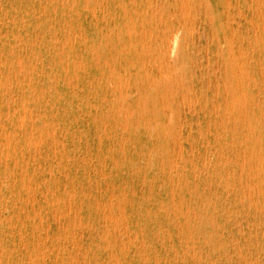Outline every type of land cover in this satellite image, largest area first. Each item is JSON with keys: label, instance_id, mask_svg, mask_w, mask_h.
<instances>
[{"label": "rangeland", "instance_id": "374dc122", "mask_svg": "<svg viewBox=\"0 0 264 264\" xmlns=\"http://www.w3.org/2000/svg\"><path fill=\"white\" fill-rule=\"evenodd\" d=\"M262 15L0 0V264H264Z\"/></svg>", "mask_w": 264, "mask_h": 264}, {"label": "bare ground", "instance_id": "6f19581e", "mask_svg": "<svg viewBox=\"0 0 264 264\" xmlns=\"http://www.w3.org/2000/svg\"><path fill=\"white\" fill-rule=\"evenodd\" d=\"M187 1V0H186ZM206 1V0H205ZM230 1V0H229ZM258 1V0H257ZM47 2V1H46ZM86 2V1H85ZM84 2V3H85ZM165 2V1H164ZM180 2V1H179ZM226 2V1H225ZM204 3V2H203ZM228 3V2H227ZM238 3V2H237ZM144 4V3H143ZM225 4V3H224ZM262 4V3H261ZM230 5V4H229ZM148 6H150V5H148ZM184 6V5H183ZM204 6V5H203ZM209 6V5H208ZM232 6V5H231ZM247 6V5H246ZM261 6V5H260ZM188 7V6H187ZM229 7V6H228ZM232 7H234V6H232ZM250 7H251V5H250ZM151 8H153V7H151ZM167 8V7H166ZM180 8H181V6H180ZM192 8V7H191ZM194 8V7H193ZM192 8V9H193ZM257 8V7H256ZM260 8V7H259ZM147 9V8H146ZM188 9H189V7H188ZM237 9V8H236ZM208 10H209V8H208ZM190 11V10H189ZM195 11V10H194ZM257 11H260V10H257ZM44 12V11H43ZM151 12V11H150ZM206 12V11H205ZM241 12V11H240ZM95 13V12H94ZM178 13V12H177ZM184 13V12H183ZM190 13V12H189ZM196 13V12H195ZM233 13V12H232ZM93 14V13H92ZM166 14V13H165ZM185 14V13H184ZM205 14V13H204ZM226 14H227V12H226ZM240 14V13H239ZM243 14V13H242ZM261 14V13H260ZM152 15V14H151ZM183 15V14H182ZM187 16L189 15H191V14H186ZM241 15V14H240ZM256 15H258V14H256ZM167 16V15H166ZM188 16V17H189ZM233 16V15H232ZM260 16V15H259ZM263 16V15H262ZM181 17V16H180ZM187 17V18H188ZM199 17V16H198ZM242 17V16H241ZM264 17V16H263ZM177 18V17H176ZM183 18V17H182ZM243 18V17H242ZM257 18V17H256ZM189 19V18H188ZM188 19H186V20H188ZM182 20V19H181ZM191 20H192V18H190V22H191ZM209 20V19H208ZM233 20H234V18H233ZM244 20H245V17H244ZM262 20V19H261ZM194 21H195V19H194ZM210 21V20H209ZM188 22V21H187ZM186 22V23H187ZM190 22H188V23H190ZM211 22V21H210ZM209 22V23H210ZM253 22V21H252ZM183 24H184V22H182ZM193 23H195V22H193ZM262 23V22H261ZM182 24V25H183ZM185 25V24H184ZM191 25V24H190ZM193 25V24H192ZM198 26V25H197ZM191 27V26H190ZM194 27V26H193ZM230 27V26H229ZM252 27V26H251ZM250 27V28H251ZM257 27V26H256ZM84 28V27H83ZM238 28V27H237ZM263 28V27H262ZM112 29V28H111ZM188 29H189V27H188ZM192 30H194V29H192ZM254 30V29H253ZM258 30V29H257ZM211 31V30H210ZM264 31V30H263ZM179 32H180V30H179ZM186 32V31H185ZM196 32V31H195ZM101 33V32H100ZM178 33V32H177ZM187 33V32H186ZM192 33V32H191ZM190 33V34H191ZM211 33V32H210ZM258 33V32H257ZM264 33V32H263ZM189 34V35H190ZM207 34V33H206ZM206 34H204V35H206ZM155 35V34H154ZM204 35H202V36H204ZM211 35V34H210ZM248 35V34H247ZM264 35V34H263ZM178 36V35H177ZM176 36V37H177ZM198 36H199V34H198ZM242 36V35H241ZM253 37V36H252ZM258 37H260L259 35H258ZM160 38V37H159ZM173 38H174V36H173ZM66 39V38H65ZM166 39H168V38H166ZM253 39V38H252ZM257 39V38H256ZM255 39V40H256ZM176 40H179V39H176ZM170 41V40H169ZM200 41V40H199ZM207 41V40H206ZM243 41V40H242ZM261 41V40H260ZM172 42H173V40H172ZM171 42V44H173ZM176 42H178V41H176ZM192 43V42H191ZM193 43H194V41H193ZM231 43V42H230ZM164 44V43H163ZM168 44V43H167ZM257 44V43H256ZM176 45H177V43L175 44L174 43V48L176 49ZM142 46V45H141ZM173 46V45H172ZM171 46V47H172ZM207 46V45H206ZM223 46V45H222ZM232 47V46H231ZM250 47L252 48V46L250 45ZM173 48V49H174ZM178 48V47H177ZM159 49V48H158ZM172 48H171V50H173ZM175 49H174V51H175ZM250 49V48H249ZM258 49V48H257ZM171 50H169L170 51V54H172L173 52L171 51ZM186 50V49H185ZM207 50V49H206ZM247 50V49H246ZM229 51V50H228ZM62 52V51H61ZM172 52V53H171ZM176 53L178 52V51H175ZM191 52H193V51H191ZM244 52V51H243ZM205 53H207V52H205ZM175 53H173L172 54V56H178L177 54H175ZM198 54V53H197ZM216 54V53H215ZM234 54V53H233ZM183 55V54H182ZM188 55V54H187ZM207 55V54H206ZM217 55V54H216ZM240 55V54H239ZM168 56H169V54H168ZM234 56V55H233ZM243 56H244V54H243ZM18 57V56H17ZM190 57V56H189ZM208 57V56H207ZM216 57V56H215ZM232 57V56H231ZM175 58V57H174ZM180 58V57H179ZM178 58V59H179ZM233 58V57H232ZM178 59H177V61H178ZM171 60V59H170ZM173 60V59H172ZM172 60H171V62H172ZM253 60V59H252ZM19 61V60H18ZM176 61V60H175ZM176 61V62H177ZM251 61V60H250ZM207 62V61H206ZM232 62H233V60H232ZM234 62H236L235 60H234ZM246 62H247V60H246ZM256 62V61H255ZM259 62V61H258ZM147 63H148V61H147ZM161 63V62H160ZM173 64V63H172ZM240 64H242V63H240ZM156 65V64H155ZM173 65H176V64H173ZM217 65V64H216ZM237 65V64H236ZM260 65V64H259ZM25 66V65H24ZM157 66V65H156ZM192 66H194L193 64H192ZM17 67H18V65H17ZM21 67V66H20ZM180 67V66H179ZM166 68V67H165ZM181 68V67H180ZM187 68V67H186ZM201 68V67H200ZM211 68H212V66H211ZM214 68V67H213ZM217 68V67H216ZM243 68V67H242ZM260 68V67H259ZM173 69V68H172ZM175 69V68H174ZM239 69V68H238ZM9 70V69H8ZM162 70H164V69H162ZM207 70V69H206ZM214 70H216V69H214ZM219 70V69H218ZM177 71H179V69L177 70ZM177 71H176V74H177ZM217 71V70H216ZM238 71V70H237ZM259 71H260V69H259ZM181 72V71H180ZM183 72V71H182ZM170 73V72H169ZM195 73V72H194ZM227 73V72H226ZM226 73H225V75H226ZM146 74V73H145ZM145 74H144V76H145ZM162 74H163V71H162ZM180 74V73H179ZM179 74H177V75H179ZM218 74V73H217ZM244 74V73H243ZM261 74V73H260ZM264 74V73H263ZM1 75V74H0ZM38 75V74H37ZM76 75V74H75ZM149 75V74H148ZM240 75V74H239ZM246 75H248V74H246ZM159 76H160V73H159ZM171 76V75H170ZM180 76V75H179ZM191 76V75H190ZM233 76H236L235 74L233 75ZM245 76V75H244ZM261 76H262V74H261ZM28 77V76H27ZM164 77V79L166 78L165 76H162V78ZM177 77V76H176ZM226 77V76H225ZM255 77V76H254ZM263 77V76H262ZM15 78V77H14ZM136 78V77H135ZM141 78V77H140ZM178 78V77H177ZM185 78V77H184ZM208 78V77H207ZM225 79H227V78H225ZM252 80L254 79V78H251ZM176 80V79H175ZM178 80H179V78H178ZM181 80V79H180ZM235 80H236V78H235ZM255 80V79H254ZM264 80V79H263ZM158 81V80H157ZM166 81H169L168 79H166ZM208 82H209V80H207ZM237 81H239V80H237ZM261 81V80H260ZM164 82V81H163ZM212 82V81H211ZM243 82V81H242ZM166 83V82H165ZM168 83V82H167ZM178 82H176V84H177ZM206 83V82H205ZM216 83V82H215ZM250 83V82H249ZM127 84V83H126ZM161 84V83H160ZM159 84V85H160ZM181 84V83H180ZM213 84V83H212ZM263 84V83H262ZM158 85V84H157ZM172 85V84H171ZM179 85V84H178ZM217 85V84H216ZM229 85V84H228ZM247 85V84H246ZM119 86V85H118ZM156 86V85H155ZM167 86H169V85H167ZM187 86V85H186ZM241 86V85H240ZM183 87V86H182ZM208 87H209V84H208ZM224 87V86H223ZM262 87V86H261ZM153 88V87H152ZM173 88V87H172ZM176 88V87H175ZM181 88V87H180ZM227 87H225V89H226ZM253 88V87H252ZM177 89V88H176ZM213 89H215V88H213ZM19 90V89H18ZM120 90V89H119ZM178 90V89H177ZM241 90V89H240ZM173 91V90H172ZM187 91V90H186ZM192 91V90H191ZM210 91H212V89H210ZM218 91V90H217ZM227 92V91H226ZM225 92V93H226ZM234 92V91H233ZM241 92V91H240ZM261 92V91H260ZM7 93H8V91H7ZM186 93V92H185ZM191 93V92H190ZM187 94V93H186ZM202 94V93H201ZM189 95V94H188ZM194 95V94H193ZM204 95V94H203ZM244 95V94H243ZM257 95V94H256ZM2 96V95H1ZM29 96H30V94H29ZM126 96V95H125ZM163 96V95H162ZM217 96V95H216ZM215 96V97H216ZM227 96V95H226ZM3 97V96H2ZM196 97V96H195ZM194 97V98H195ZM235 97V96H234ZM1 98V97H0ZM11 98V97H10ZM186 98H189V96L187 97V95H186ZM236 99V98H235ZM161 100V99H160ZM181 100V99H180ZM194 100V99H193ZM226 100V99H225ZM242 100H243V98H242ZM262 100V99H261ZM103 101V100H102ZM196 101V100H195ZM233 100H231V102H232ZM6 102V101H5ZM9 102V101H8ZM8 102H7V104H8ZM233 102H235V101H233ZM245 102V101H244ZM264 102V101H263ZM10 103V102H9ZM187 103V101L185 102V104ZM188 103H189V99H188ZM260 103H261V101H260ZM121 104H122V102H121ZM182 104H183V102H182ZM181 104V105H182ZM225 104V103H224ZM226 104H228V103H226ZM230 104V103H229ZM264 104V103H263ZM2 105V104H1ZM14 105V104H13ZM17 105V104H16ZM217 105H219V104H217ZM239 105V104H238ZM245 105V104H244ZM162 106V105H161ZM251 106H252V104H251ZM14 107V106H13ZM177 107V106H176ZM183 107V106H182ZM206 107V106H205ZM246 107V106H245ZM257 107V106H256ZM16 108V107H15ZM94 108V107H93ZM241 108H243V107H241ZM188 109V108H187ZM218 109V108H217ZM126 110V109H125ZM189 110H190V108H189ZM209 110V109H208ZM230 110H231V107H230ZM233 110V109H232ZM14 111V110H13ZM225 112V111H224ZM243 112V111H242ZM254 112V111H253ZM170 113V115H171V113L172 112H169ZM184 113H185V111H184ZM244 113V112H243ZM248 113V112H247ZM218 114V113H217ZM216 114V115H217ZM223 114V113H222ZM240 114V113H239ZM238 114V115H239ZM254 114V113H253ZM29 115V114H28ZM120 115V114H119ZM124 116V115H123ZM221 116V115H220ZM264 116V115H263ZM30 117V116H29ZM222 117V116H221ZM224 117V116H223ZM227 117V116H226ZM255 117V116H254ZM125 119V118H124ZM169 119H171L170 117H169ZM260 119V118H259ZM172 120V119H171ZM226 120H228L227 118H226ZM247 120V119H246ZM258 120V119H257ZM4 121V120H3ZM2 120H1V122H3ZM167 121H169V120H167ZM199 121V120H198ZM221 122H222V118H221ZM171 124H172V122H170ZM170 123H168V124H170ZM250 123V122H249ZM248 123V124H249ZM45 125V124H44ZM250 125V124H249ZM170 126V125H169ZM256 126V125H255ZM122 127V126H121ZM21 129V128H20ZM180 129H181V127H180ZM200 130V129H199ZM216 130V129H215ZM181 131V130H180ZM235 132V131H234ZM152 133V132H151ZM167 133V132H166ZM177 133V132H176ZM209 133H210V131H209ZM254 133V132H253ZM32 134V133H31ZM198 134H199V131H198ZM168 135V134H167ZM200 135V134H199ZM217 135V134H216ZM5 136V135H4ZM171 136V135H170ZM14 137V136H13ZM32 137V136H31ZM173 137H175V136H173ZM40 138V137H39ZM53 138V137H52ZM179 138H181V137H179ZM174 139V138H173ZM176 139V138H175ZM261 139V138H260ZM15 140V139H14ZM232 140V139H231ZM252 140V139H251ZM181 140H179V142H180ZM177 142V141H176ZM186 142V141H185ZM181 144V143H180ZM207 144H208V142H207ZM178 146V145H177ZM32 147V146H31ZM36 147V146H35ZM35 147H34V151H35ZM123 147V146H122ZM182 147V146H181ZM29 148V147H28ZM43 148V147H42ZM50 148V147H49ZM178 148H179V146H178ZM27 149V148H26ZM183 149V148H182ZM38 150V149H37ZM123 150V149H122ZM178 151H180V150H178ZM177 151V152H178ZM261 151V150H260ZM37 152H39V150L37 151ZM214 153V152H213ZM218 153V152H217ZM243 153V152H242ZM180 155V154H179ZM258 155V154H257ZM198 156V155H197ZM237 156V155H236ZM208 157V156H207ZM239 157V156H238ZM249 158H251V157H249ZM248 158V159H249ZM257 158V157H256ZM262 159V158H261ZM243 160V159H242ZM5 161V160H4ZM250 161V160H249ZM258 161V160H257ZM26 162V161H25ZM258 162H260V161H258ZM101 163V162H100ZM114 163V162H113ZM57 164V163H56ZM60 164V163H59ZM116 164V163H115ZM175 164V163H174ZM255 164V163H254ZM61 165V164H60ZM123 165V164H122ZM251 165V164H250ZM64 166V165H63ZM124 166V165H123ZM260 166H261V164H260ZM244 167V166H243ZM247 167V166H246ZM251 167H252V165H251ZM250 167V168H251ZM185 168V167H184ZM212 168V167H211ZM245 168V167H244ZM244 168H242V169H244ZM264 168V167H263ZM259 169H260V167H259ZM256 170V169H255ZM252 172V171H251ZM233 173V172H232ZM27 174V173H26ZM240 174V173H239ZM240 177V176H239ZM247 177V176H246ZM257 177V176H256ZM260 177V176H259ZM105 178V177H104ZM252 178V177H251ZM253 178H254V176H253ZM249 179H250V177H249ZM241 180V179H240ZM252 180V179H251ZM261 180V179H260ZM50 181V180H49ZM48 181V182H49ZM210 182V181H209ZM241 182V181H240ZM230 184V183H229ZM253 184V183H252ZM210 185V184H209ZM248 186V185H247ZM247 186H245V187H247ZM255 186V185H254ZM27 187V186H26ZM35 187V186H34ZM162 187V186H161ZM240 187V186H239ZM251 187V186H250ZM106 188H107V186H106ZM235 188V187H234ZM249 188V187H248ZM257 190H258V188H257ZM232 191V190H231ZM261 191V190H260ZM243 193V192H242ZM248 194H249V192H248ZM248 194H247V196H248ZM261 194V193H260ZM44 195V194H43ZM245 195V194H244ZM172 196V195H171ZM257 197V196H256ZM100 198V197H99ZM179 198V197H178ZM243 199H244V197H243ZM250 200V199H249ZM52 201V200H51ZM68 201H69V198H68ZM243 201V200H242ZM259 201V200H258ZM32 202V201H31ZM57 202V201H56ZM55 202V203H56ZM252 203H254L253 201H252ZM33 204V203H32ZM31 204V205H32ZM248 204V206H250L249 205V203H247ZM58 205V204H57ZM69 207V206H68ZM223 208V207H222ZM243 208V207H242ZM81 209V208H80ZM215 211V210H214ZM104 213V212H103ZM102 213V214H103ZM37 214V213H36ZM55 214V213H54ZM59 215V214H58ZM107 215V214H106ZM89 216V215H88ZM105 216V215H104ZM40 217V216H39ZM259 217V216H258ZM10 218V217H9ZM57 218H59V217H57ZM105 218V217H104ZM80 220V219H79ZM110 220V219H109ZM80 222V221H79ZM237 222V221H236ZM255 223V222H254ZM41 224V223H40ZM79 224V223H78ZM236 224H238V223H236ZM255 225V224H254ZM258 225V224H257ZM63 226V225H62ZM237 226V225H236ZM259 227V226H258ZM65 229V228H64ZM124 229H126V228H124ZM118 230V229H117ZM141 231V230H140ZM119 233V232H118ZM121 233V232H120ZM254 233H256V232H254ZM257 234V233H256ZM46 235H47V233H46ZM107 235V234H106ZM119 236V235H118ZM102 237H103V235H102ZM128 237V236H127ZM137 238V237H136ZM104 239V238H103ZM103 239H101V240H103ZM122 239V238H121ZM134 239V238H133ZM130 240V239H129ZM42 243V242H41ZM121 244V243H120ZM2 249V248H1ZM240 250V249H239ZM57 251H59V250H57ZM111 251V250H110ZM189 254V253H188ZM147 258V257H146ZM41 260H42V258H41ZM251 261V260H250ZM256 261H254V263H255ZM45 263V262H44ZM245 263V262H244ZM34 264V263H33ZM246 264V263H245Z\"/></svg>", "mask_w": 264, "mask_h": 264}]
</instances>
